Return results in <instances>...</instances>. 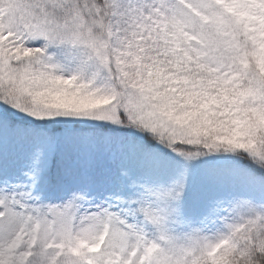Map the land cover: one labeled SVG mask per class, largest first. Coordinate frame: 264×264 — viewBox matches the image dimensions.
Segmentation results:
<instances>
[{
  "label": "snow or ice",
  "instance_id": "6c2138e0",
  "mask_svg": "<svg viewBox=\"0 0 264 264\" xmlns=\"http://www.w3.org/2000/svg\"><path fill=\"white\" fill-rule=\"evenodd\" d=\"M0 264H264V0H0Z\"/></svg>",
  "mask_w": 264,
  "mask_h": 264
}]
</instances>
